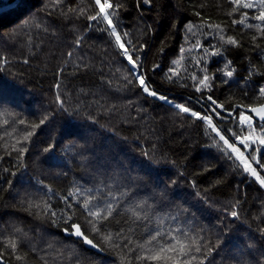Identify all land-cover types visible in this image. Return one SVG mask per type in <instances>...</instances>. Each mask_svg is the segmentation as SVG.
I'll list each match as a JSON object with an SVG mask.
<instances>
[{
	"label": "trees",
	"instance_id": "1",
	"mask_svg": "<svg viewBox=\"0 0 264 264\" xmlns=\"http://www.w3.org/2000/svg\"><path fill=\"white\" fill-rule=\"evenodd\" d=\"M109 1L0 0V264H264V4Z\"/></svg>",
	"mask_w": 264,
	"mask_h": 264
},
{
	"label": "snow or ice",
	"instance_id": "2",
	"mask_svg": "<svg viewBox=\"0 0 264 264\" xmlns=\"http://www.w3.org/2000/svg\"><path fill=\"white\" fill-rule=\"evenodd\" d=\"M95 2H96L98 5H100V11H101V13L105 12V9H106V8H111V7H112V5H111L110 3H108V0H104V3H101V0H95ZM260 2H261L262 4H264V0H260ZM243 7L251 8V7H253V4H252L251 2H249V3H245V4H243ZM90 19L95 20L96 17H90ZM104 19L108 21L109 25H111L112 22H111V20L109 19V16H108V15H105V16H104ZM256 19L261 20V21H264V11H261V12H260V15L257 16ZM113 34L116 35V34H115V30H113ZM229 39H230V42H231V43H233V44L236 43L234 40H231V38H229ZM116 40H117V42L120 44V47H121L122 49H124V55H125V56H128V52H127V49L125 48V45H124L123 43H120L121 37H120L119 35H116ZM128 58H129V62L132 63L133 65H135V61H133L132 58H131L130 56H129ZM225 74H226L227 76H229V77L232 75L231 72H227V73H225ZM207 79H208V77H205L204 80L201 81V84H204L205 86H207V85H206V81H207ZM139 84H140V86L142 87V89H143V91H144L145 93H147V94H149V95H152V96H156V93H155L154 91H151V90L149 89V87L146 85L145 80H144L142 77L139 78ZM260 91H261L262 94H264V88H262ZM160 99H166V98H165V97H160ZM213 103H215V101H213ZM176 107L179 108L182 112H185V113H187V112L190 111L187 107H184V106L179 105V104L176 105ZM250 111L256 113V115H258V116L260 117L261 120H264V107H261V108H252V109H250ZM191 114H192V116H197V115H198V114L195 113V112H192ZM252 119H253V117L248 116V115H245L244 113H241V122H242V123H244L245 121H247L248 124H249V126H251ZM208 122H209V124H211V120H210V119L208 120ZM213 130L215 131V129H213ZM261 130L264 131V126H262ZM249 139H251L250 136H246V137H244V140H249ZM221 140H224V143H225L226 145H228L229 148H232V151H233V152H238V149H236L233 145L229 144L228 140H226L223 136H221ZM242 142H243V141H242ZM260 143H261V144H264V138H261V139H260ZM247 146H248V145L245 144V147H247ZM241 155H242V154H241ZM262 167H264V165H262ZM245 170H246V171H250V172L252 173V175H256V171H255V169H252L250 165H247V164H246V165H245ZM257 179L260 180L261 185H264V180L260 179L259 176H257ZM85 207H87V201H85ZM107 211L111 212V205H109ZM89 214H90L91 216H93V217H99V216H100V213H99V212H95V211H90ZM231 215H232L233 217H236V216H237V213H236L235 211H233V212L231 213ZM73 227L75 228V234H76L77 236H83V235H84V234L81 232L80 227H79L78 225H73ZM84 239H85V242H86V243H88V244H92V241H91V240H88V238H87L86 236H84ZM153 239H154V238H153ZM13 246H14V245H13ZM160 251L163 252L164 249H161ZM151 259H159V257L154 255V256L151 257Z\"/></svg>",
	"mask_w": 264,
	"mask_h": 264
},
{
	"label": "water",
	"instance_id": "3",
	"mask_svg": "<svg viewBox=\"0 0 264 264\" xmlns=\"http://www.w3.org/2000/svg\"><path fill=\"white\" fill-rule=\"evenodd\" d=\"M261 107H264V103H263V104H260V105H257V106H254V107H251V108H249L247 111L250 112V113L255 117L256 120H258V121H264V120H261L260 117H259L258 115H256V113L250 111V109H252V108H261ZM73 225H78V226L80 227V225L77 224V223H74ZM73 225L71 226V228H70L69 230L65 229V230L63 231V232H64V235H66V236H73V237L76 238V239H80V240H82L84 246L87 247L88 249H92V250H94V251H96V252H98V253H102L101 248H100L95 242H93L89 237H87V236L84 234V232H83V230L81 229V227H80V230H81V232H82L84 235H83V236H77V235L75 234V228L73 227ZM84 236H86V237L88 238V240H91V241H92V244H88V243H86V242H85V239H84Z\"/></svg>",
	"mask_w": 264,
	"mask_h": 264
},
{
	"label": "built area",
	"instance_id": "4",
	"mask_svg": "<svg viewBox=\"0 0 264 264\" xmlns=\"http://www.w3.org/2000/svg\"><path fill=\"white\" fill-rule=\"evenodd\" d=\"M104 3V2H103ZM109 3V2H108ZM108 8H106L105 9V11L107 10ZM241 113H244L245 115H248V116H251V117H253L251 114H249L248 112H241ZM241 113H240V115L238 116V121H239V124L240 125H242V126H244V127H247V128H249V129H251L252 131H253V133H254V139L252 140V142L253 143H258V144H260V145H262V146H264V144H261L260 143V139L261 138H264V131H262V130H259L258 129V131H257V128H256V120H255V118L253 117V119H252V123H251V126H249V124H248V122L247 121H245L244 123H242L241 122ZM259 124H261V125H263L264 126V122H260ZM259 132L261 133V134H259ZM241 156H245V152H242V155H240V157ZM239 160H240V158H239ZM241 166L243 167V168H245V163H242L241 164Z\"/></svg>",
	"mask_w": 264,
	"mask_h": 264
},
{
	"label": "rangeland",
	"instance_id": "5",
	"mask_svg": "<svg viewBox=\"0 0 264 264\" xmlns=\"http://www.w3.org/2000/svg\"><path fill=\"white\" fill-rule=\"evenodd\" d=\"M104 2V0H101V3H103ZM108 2L110 3V1L108 0ZM99 7H100V5H99ZM109 9V8H108ZM107 9V10H108ZM106 10V11H107ZM101 12V11H100ZM104 13V12H103ZM240 115V114H239ZM211 125L213 126V124L211 123ZM262 126L263 125H261V124H257L256 123V128H257V131H258V129L259 130H261V128H262ZM214 127V126H213ZM249 129V128H248ZM252 131V130H251ZM252 134H253V137H252V140L254 139V133H253V131H252ZM252 140L249 142V144H248V146H247V148L244 150V151H239L238 150V152H235V155H236V159H237V161H238V163H239V165L241 166V164L242 163H245V165L247 164V165H249L250 164V161H249V159H248V157H246V150L250 147V144H252V145H254L256 148L257 147H260V146H262V145H260V144H258V143H253L252 142ZM262 147H264V146H262ZM242 152H245V156L243 157V156H241L240 157V155L242 154ZM239 158H240V160H239ZM242 167V166H241ZM242 169L245 171V173H247V175H248V177H249V173L252 175V173L250 172V171H246L245 170V168H243L242 167ZM256 177H257V175H255Z\"/></svg>",
	"mask_w": 264,
	"mask_h": 264
}]
</instances>
